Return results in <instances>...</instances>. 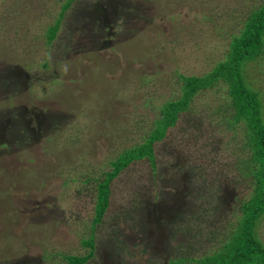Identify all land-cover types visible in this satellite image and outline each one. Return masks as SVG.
Segmentation results:
<instances>
[{"label":"rangeland","instance_id":"1","mask_svg":"<svg viewBox=\"0 0 264 264\" xmlns=\"http://www.w3.org/2000/svg\"><path fill=\"white\" fill-rule=\"evenodd\" d=\"M261 3L0 0V264L84 256L94 231L88 264H171L222 246L254 188L235 168L243 134L215 112L225 84L200 92L169 130L156 173L132 163L110 182L99 225L95 201L113 160L182 96L177 71L202 76L224 60ZM243 75L264 119V57ZM258 234L264 243V218Z\"/></svg>","mask_w":264,"mask_h":264},{"label":"trees","instance_id":"2","mask_svg":"<svg viewBox=\"0 0 264 264\" xmlns=\"http://www.w3.org/2000/svg\"><path fill=\"white\" fill-rule=\"evenodd\" d=\"M71 5H68L61 14L57 23L56 33L60 31L61 24L65 21ZM229 51L224 60L218 61L209 72L199 75H188L178 72V80L181 83L182 96L174 101L164 104L162 117H159L155 125L141 143L134 144L121 153L123 157L113 160L114 171L110 174L108 184L100 186L96 205L99 225L102 221L106 207L109 203L110 182L126 170L132 163H149L155 173L157 172L159 159L157 147L168 140L169 130L177 127L184 112L189 111L198 94L219 85H226L228 97L225 102L216 109L221 114L222 121L229 128L243 137L237 145L242 150L241 160L236 162L235 168H240L244 179L252 178L254 184L252 195L249 199L241 201L243 211L240 219L232 231L226 235L228 239L210 253L201 258L184 254L173 258L171 264H264V243L258 234V225L264 218V119L263 100L258 91L251 89L244 79L243 70L246 64L257 62L264 57V0L253 8L247 15L243 30L240 35L232 36ZM49 67L52 68V66ZM45 67L48 65L45 64ZM228 114V115H227ZM156 123L159 126L156 127ZM202 124V123H201ZM156 127V128H155ZM155 128V129H154ZM120 153V154H121ZM119 154V155H120ZM118 155V156H119ZM104 180V179H103ZM102 178L97 183H101ZM96 186V196H97ZM96 200V197H95ZM93 238L82 246L86 249L84 256L66 257L68 254L52 252L51 255L62 258L59 264H88L96 257L98 242L94 231ZM89 253V254H88Z\"/></svg>","mask_w":264,"mask_h":264}]
</instances>
